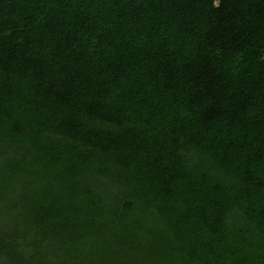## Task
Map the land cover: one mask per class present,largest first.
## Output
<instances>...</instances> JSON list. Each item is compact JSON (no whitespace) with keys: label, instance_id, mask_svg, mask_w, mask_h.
Returning a JSON list of instances; mask_svg holds the SVG:
<instances>
[{"label":"trees","instance_id":"16d2710c","mask_svg":"<svg viewBox=\"0 0 264 264\" xmlns=\"http://www.w3.org/2000/svg\"><path fill=\"white\" fill-rule=\"evenodd\" d=\"M0 264H264V0H0Z\"/></svg>","mask_w":264,"mask_h":264}]
</instances>
